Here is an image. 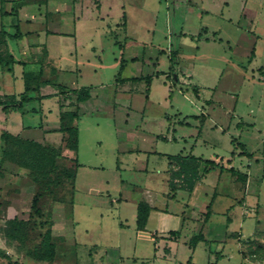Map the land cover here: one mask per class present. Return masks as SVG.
I'll list each match as a JSON object with an SVG mask.
<instances>
[{"label": "rangeland", "instance_id": "obj_1", "mask_svg": "<svg viewBox=\"0 0 264 264\" xmlns=\"http://www.w3.org/2000/svg\"><path fill=\"white\" fill-rule=\"evenodd\" d=\"M98 1L101 2L99 9ZM172 1L56 0V3L49 4V13L59 12L48 16L50 22L54 18L60 21L58 28L63 32L48 38L49 45L61 53V59L56 63L58 70L51 75L54 82L80 87L100 79L108 88L107 83L117 71L113 62L120 55L118 44L124 45L127 34L133 37L127 46L137 51L144 46V55L140 59L143 72L156 65V69L166 70L164 73L168 77L164 75L154 79L153 92L147 102L143 79L126 84L134 90L133 116L129 118L128 127L137 135L144 133L143 141L138 137V146L148 151L130 149L122 155L117 153V137L113 132L109 107L111 99L99 98V105L92 113L87 106L82 109L78 121L82 139L79 159L97 166L79 168L73 182L75 189L72 190L71 182L65 179L53 194L42 200V214L32 219L23 243H8L3 236L4 221L25 208L18 209L13 205L14 209H8L3 200L13 188L0 181V264H188L192 249L186 241L195 232L192 222L183 225L175 240L164 237L169 229L177 228L175 212L182 204L185 192L178 191L176 197L168 201L167 215L158 218L157 210L151 212L144 230H136L132 222V203L147 198L145 187L152 190L154 205L165 206L163 174L158 170L164 168L168 160L164 155L149 150L185 153L189 149L187 142L196 137L200 122L197 117H187L189 123L176 120L180 117L178 110L182 115L199 112L200 101L194 102L190 86L187 94L183 91L187 89L184 82H180L183 92L172 88V105L168 98H164L169 92L160 79L172 80V86L176 84L172 76L175 72L169 70L168 59L174 42L178 50V68L190 69L197 76L193 82L198 80L203 84L204 96L210 98L212 95L213 99L211 104L204 105L206 118L195 152L205 157L218 154L224 161L232 158L231 164L240 170L247 167L252 154L255 158L262 157L259 164L249 159L256 183L247 192L245 183L226 168L222 169L219 181L218 167L205 173V190H200V194L194 197L197 203L195 210L197 213L206 211L212 201L211 214L204 229L214 228L215 234L210 238L209 232L207 242L197 245L193 261L195 264H264V179L261 180L264 174V76L258 79L259 70L264 71V0H176L190 6L180 8L182 13L187 10L185 17L178 13L170 21L166 12ZM122 10L128 16L126 31L123 30L124 19L120 18ZM181 26L187 34L177 40ZM171 30L177 35H173ZM73 31L76 36L71 34ZM92 48L105 64L104 69L98 71L100 75L97 78L86 60L94 58ZM251 49H254L255 56L249 62ZM129 55L126 48L124 56ZM74 57L78 59L81 74L74 68ZM176 77L183 78L178 72ZM53 87L50 85L48 89ZM53 102L51 99L47 103L51 106ZM34 104L29 103L28 106ZM241 118L246 122L254 120L261 131L254 130L247 123L236 128L235 123ZM27 119L38 118L30 114ZM169 121L171 128L174 127L175 137L169 141L154 139L155 133H166ZM171 128L168 131L170 135ZM50 137L51 141L55 140L54 135ZM233 138L243 146H237L236 142L233 144ZM126 146L135 148L136 145L131 140L126 142ZM240 150L249 154L233 153ZM117 159L123 161L120 170L115 168L119 163ZM71 162L69 158L59 157L57 166L72 169ZM143 165H146V170L141 167ZM216 183L218 186L213 197L208 187ZM90 186L94 189L90 190ZM118 196L122 199L110 203ZM121 221L124 225L120 224ZM47 227L51 229L55 244L53 260L28 258L25 250L39 242ZM155 228L159 237L154 244L151 233ZM164 245L170 247V254L163 252Z\"/></svg>", "mask_w": 264, "mask_h": 264}, {"label": "crops", "instance_id": "obj_2", "mask_svg": "<svg viewBox=\"0 0 264 264\" xmlns=\"http://www.w3.org/2000/svg\"><path fill=\"white\" fill-rule=\"evenodd\" d=\"M52 2L56 3V0L25 1L23 4H21L18 7L17 14H15L14 13L15 0H0V30H3L7 33L5 36H2L0 34V55L5 60H7L9 56L12 58V62L11 61L10 62H6V61L0 62V96L4 94L20 93L23 90V86H24L23 85V73L24 72H30L33 75H36L40 72L41 79L49 80V82L47 83H39L37 88L31 90L28 93V96L30 97V99L24 102L22 111H11L7 114H4L0 109V122L4 123L5 128L14 134H19L22 137L31 138L40 143L49 144L51 146L58 147L61 143V137H62V133L59 131V121H58L59 103L68 105L71 108L78 107L79 117L76 121V125L78 128L77 161L79 165L76 166L74 165L73 162H71L75 170V176L73 180V182H75L79 168L86 167V166L89 168H92V167L97 166L95 164H90V162L89 163L84 162L82 159L81 160L79 159L82 139H81L80 129L78 126V121H79V118L81 117L82 109L85 106H87V109H89L90 113H92L95 110L94 107L100 102L99 98L103 97V99L105 98L106 101L111 99L110 102L112 103L109 104V107L111 108L110 113H111L112 122H113V129H114L113 132L115 136L117 137L116 144H115L117 153L122 155V153L124 154L130 151V149H136L139 151H148L138 146V142H140L138 137H141V141H143L144 133H139V135H137L136 132L131 131L128 127L129 118L133 116L132 98L134 97V92H133L134 90L132 89V87L126 86V84L129 82L142 80V78H138L135 80L126 79V78L139 77L141 75H146V74H153L155 71L160 72L158 75L153 74L150 84H149V90H148L147 95L144 90L145 97H146L145 100L147 102L150 99L152 92H153L154 79L156 78L158 79L159 76L162 77L164 75L168 77L167 76L168 74L161 73V72H165L166 70L156 69L155 67L156 65L155 66L152 65L149 68L147 67V69L149 70L145 71L144 73L143 63L142 61H140V59L144 55V48H143L144 46H142L140 51L134 50L130 48V46H127V43L130 44L133 39L132 36L127 34L125 36H128V38L126 39V42L124 43V45L118 44L119 49L121 50L120 55L119 57H115L114 62H113V67H116L118 71L120 59H123V69L120 73L119 78H116V75L113 76V78L111 79V82L107 83L108 88H106L103 85V83L100 82V79H97L88 85H82V86H90V97L85 101L76 102L74 93H68L67 96L60 95L58 92V88H57V84H60V83L54 82L51 78V75L56 73L55 71L58 70L56 63L58 62L59 59H61V53H58L56 50H54L52 46L49 45L51 42L48 43V38L57 37L59 35H62L63 32L62 30H60V28H58L60 21H57V19L54 18L50 22V19L48 17V16H51L52 14H55V15L59 14V12L57 13L56 10L54 12L52 11V13H49L50 12L49 4ZM97 5H98L97 9H99L101 6V2L98 1ZM183 6H185V3L183 2L176 1V0H173L171 2L169 6L170 7L169 10H167L166 12L170 21L174 19V17H176L178 13H181L179 15H184L185 17V13L187 12V10L185 13H182L183 11H180V8ZM188 6L190 5L187 4L185 7L188 8ZM191 7L202 10V8H200L197 5H194V6L191 5ZM105 15H108V14L106 13ZM98 17L102 19L104 18L103 15H99V14H98ZM120 18L121 20L124 19L123 21L124 29L123 30L126 31L128 16L124 10H122ZM182 29L183 27L181 26L179 33L182 32V34H178L177 40H179L181 36L187 34ZM171 32L173 35L175 36L177 35L175 31L171 30ZM8 34H16V35L8 36ZM71 34L76 36V32L74 31ZM126 48L127 50L130 51V55L128 57L124 56V51ZM171 48L173 49V45L171 46ZM92 49L95 55L94 58L93 59L86 58V60L88 62L87 63L88 66H90L91 70L93 71L94 77L97 78L100 75L98 71L103 70L105 64L103 63L100 54L96 53L95 48H92ZM74 53H76V50ZM72 54L73 52H70V55ZM254 56H255V53H254ZM195 58H196V55H195ZM168 59H169V55H168ZM74 63H75L74 64L75 70H79L78 73H80V69L77 66L78 59L76 57H74ZM178 63L179 61L177 59L174 64H171L169 61V70H174L173 72L175 73L172 76H174L173 81L176 82V84L172 86V80L171 81L168 80L167 82L163 78L160 79V82L164 88L167 87L168 92H169V87H171V92H172V88H175L178 92L184 91L187 94V91L189 89L188 86H190L194 93L192 96V99L194 100V102L195 100L200 101V108H198L199 112H196V113L193 112L191 114H185V115H182L181 112L178 110L177 112L180 117L179 118L177 117L176 120H178L179 122H183V123H189L187 117H197L199 119L203 117V122L201 124L199 122L198 124L197 133L195 135L196 137L194 139H190V141L188 142L186 139H184L185 142H187V144L189 145V149L183 154L192 153L196 156H200L203 158H211L217 161L224 168H227L229 166H233L235 168V166L231 164L232 158L226 159L227 161H224L223 156L219 157L218 154H214L213 157H205L203 156V154L195 152L197 138L200 135L201 127L204 124V120L206 118V110H205L206 108L204 107V105L211 104L213 102V99H212V95L210 96V98H206L204 96L203 94L204 91L202 89L204 86L203 84H200L198 80H196V83L193 82L194 81L193 79H197L196 78L197 76H195L190 69L183 70V69L178 68ZM149 64H151V62ZM117 71H116V74H117ZM177 72H178V75L183 77L182 79L181 78L179 79V77H176ZM263 76H264V71L260 69L258 79H262ZM177 78H178V81L176 80ZM180 82H184L185 83L184 85L185 87H187V89L185 90L181 89L180 86H182V84ZM32 85L35 86V82ZM50 85H53L55 87L48 89V86ZM70 88H78V87H70ZM164 98L167 99L168 95H165ZM51 99L54 100V102L50 104L51 106H49L47 102ZM121 101L124 103H122ZM168 101L170 102V105H172L171 102L173 101V97L168 98ZM202 101H204L203 104H202ZM29 103H36V104L28 106ZM30 114L37 116L38 119L28 120L27 116H29ZM165 115L169 117L168 113H165ZM142 118L143 116L141 115L140 119L142 120ZM170 123L171 122L169 121V123L167 124L166 131H165L166 133H162V132L157 133V134L155 133V137L153 135L152 137H154V139L163 138V139H166L167 141H169L170 138L171 139L174 138L175 137V135L173 134L174 127L171 128ZM243 123L251 124L254 130L261 131L256 126V122L254 120L252 122H248V121L246 122L242 118L235 123V127L236 128H238V126L241 127ZM170 128L172 130L171 135L168 132ZM0 131H1V128H0ZM51 135L55 136L54 141L50 140ZM131 140L135 142V145H136L135 148H133V146L132 148H129L128 146H126V142L131 141ZM235 142H236V145L239 146L237 142H240V141L235 140L233 144H235ZM1 144L2 142L0 139V150H1ZM241 151L242 150L238 152L234 151L233 153L242 154L240 153ZM149 152L159 153L161 155H164L166 158H167L166 156L167 154H174V153H167V152H161V151H156V150L155 151L149 150ZM179 153H182V152H179ZM0 156H1V151H0ZM249 159L250 160L253 159L255 160L257 164H259V160L262 159V157L255 158L254 155L252 154ZM249 159H248V163L246 164L247 167L244 170H240L236 168L238 171L246 174L245 182H244L246 186V189H245L246 192L250 189V187L253 184L256 183V180L252 176L251 162ZM117 161L119 163L115 165V168L117 170H120L123 165V161L118 160V159ZM3 167L5 169L4 176L0 178V181H4L5 183H7L10 188H17V187L32 183V181L25 175L24 170L17 167L15 164L10 163L8 161H4ZM141 167L146 170V165H143ZM169 167H170V163L168 160L167 165L164 166V168L158 170L160 174H163L162 175L163 177L161 178L165 185L162 191V193L165 194V202H164L165 206L158 207L154 205V201H152V199L155 200V197L153 198V194L151 193L152 190L147 187H145L147 198L140 199V200H145L151 206L145 228L149 222L151 212H153L154 210H157L158 215H159L158 218H161L162 216L167 215L168 209L166 206H167L168 201L172 198L168 196L169 190L167 186V179H168L167 170ZM221 174H222V170L219 169L218 181L220 179ZM204 177H205V174H203L201 178L195 183L191 192H187L184 190H178V191L185 192V195H183L184 200L182 201V204H180L178 210H176L175 212L177 215L176 216L177 228L169 229L167 234L164 235V237L167 238L168 240H175L181 233V228L183 227V225L188 224L190 222H192L193 229L195 231L193 234L197 233L200 229H204V226L206 225L211 213L208 214L207 216L204 214L205 211L202 213H197L195 210L197 203H196V198H194L197 195V193L200 194V190L202 191L205 190L204 189L205 188ZM263 179H264V174L261 176V180ZM217 183L215 185L213 184L211 187H208V190L209 189L212 190L213 197L217 190V186H218ZM72 186H73L72 190L75 189L73 184ZM93 189H94L93 186H90V190H93ZM178 191H176L174 197H176ZM204 193H207V192H204ZM120 199H122L121 196L112 198L110 203L113 201L117 202ZM138 201L132 203V206L134 207V219L132 220L134 226H135L136 204ZM211 202L212 201L209 202V205H211ZM254 206L256 207V204H254ZM11 207L14 209L13 205L9 204L8 209H10ZM14 215L15 214H13L12 216ZM120 224L124 225L122 221L120 222ZM135 229H136V226H135ZM170 230H177L178 234L170 235L169 234ZM156 231L157 230L155 228V230L151 233L153 236L154 244L158 241V237H159ZM209 232L211 233L210 238L211 236L214 237L213 236L215 234L214 228H211V230H208V229L205 230L206 238H208ZM200 242H207V240H200L196 243L194 247H190L192 251H191L190 257L187 260L188 264H195V262L193 261V253L197 245L200 244ZM186 243L188 244V241H186ZM164 247H166L167 249L164 250ZM164 247H163V252L170 254L171 253L170 247H168V245H164Z\"/></svg>", "mask_w": 264, "mask_h": 264}, {"label": "trees", "instance_id": "obj_3", "mask_svg": "<svg viewBox=\"0 0 264 264\" xmlns=\"http://www.w3.org/2000/svg\"><path fill=\"white\" fill-rule=\"evenodd\" d=\"M25 1L32 0H15L14 13L17 14L18 7ZM17 26V25H16ZM0 34L5 36L7 33L0 30ZM179 34H182L179 33ZM16 34H8V36H15ZM173 49L169 52V61L171 64L176 62L177 48L175 43H171ZM254 56V49H251L248 56V61ZM12 62L9 56L5 60L0 55V62ZM123 69V59H120V64L116 74L119 78ZM160 72L155 71L153 74L158 75ZM164 73V72H161ZM39 72L33 75L30 72L23 73V90L20 93L4 94L0 96V109L4 114L11 111H22L24 102L28 101L30 97L28 93L37 88L39 83H47L49 80L41 79ZM153 74L141 75L139 77H130L126 79L135 80L142 78L145 83L146 95L149 90V84ZM168 76V75H167ZM35 82V86L32 84ZM58 92L62 96H67L68 93L75 94L76 102L85 101L90 97V86H80L78 88H70L62 84H57ZM171 97V87H169L168 98ZM58 121L59 131L62 133L61 143L58 147L49 144L40 143L34 139L22 137L19 134H14L7 130L4 123L0 122V139H1V156H0V178L4 176L3 162L8 161L15 164L17 167L24 170L25 175L32 181L31 184L17 187L9 190L3 203L6 205H15L24 207L19 209L18 213L12 217L7 218L3 225V236L8 243L18 242L23 243L27 235V229L34 216H41L42 214V200L53 194L56 188L61 185L65 179L71 182V189L73 188V180L75 170L68 168H58L57 160L59 157L69 158L74 165H79L77 161L78 151V128L76 121L79 117L78 107L71 108L68 105L59 103ZM203 122V117L200 118V124ZM235 140L232 139L233 143ZM239 146L243 143L237 142ZM240 153L249 154L242 150ZM170 167L168 168V196L174 197L176 191L184 190L191 192L195 183L201 178L203 174L214 167L222 170L224 167L217 161L211 158H203L192 153H174L166 155ZM242 182H245L246 174L238 171L233 166L226 168ZM151 206L145 200H139L136 204L135 226L137 230L145 228L147 218ZM210 205H207L205 215L210 214ZM206 229H200L188 239L189 247H194L200 240H207L205 235ZM170 235H177V230H170ZM167 248L164 247V250ZM25 255L36 261H52L55 256V244L52 239V232L50 227H47L41 235L39 242L25 250Z\"/></svg>", "mask_w": 264, "mask_h": 264}]
</instances>
